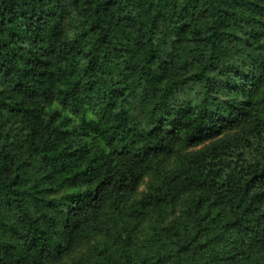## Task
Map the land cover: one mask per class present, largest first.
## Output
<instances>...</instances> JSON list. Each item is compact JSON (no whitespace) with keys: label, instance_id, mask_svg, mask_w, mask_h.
I'll list each match as a JSON object with an SVG mask.
<instances>
[{"label":"trees","instance_id":"trees-1","mask_svg":"<svg viewBox=\"0 0 264 264\" xmlns=\"http://www.w3.org/2000/svg\"><path fill=\"white\" fill-rule=\"evenodd\" d=\"M172 158L125 264H264V0H0V264L57 261Z\"/></svg>","mask_w":264,"mask_h":264},{"label":"rangeland","instance_id":"rangeland-1","mask_svg":"<svg viewBox=\"0 0 264 264\" xmlns=\"http://www.w3.org/2000/svg\"><path fill=\"white\" fill-rule=\"evenodd\" d=\"M206 144L204 143L198 148ZM195 149L197 148L187 151ZM173 163L174 158L169 159L155 173H146L135 192L125 196L120 207L115 208L111 203H108L102 209L99 217L78 237L72 248L60 259L50 264H125L123 248L119 242L122 240L128 244L127 238L132 237L135 243H138V240L148 232L151 224L158 220L169 219L178 210L179 203L175 206L156 209L142 218L127 215V205L129 206L143 192L159 183L163 173L169 170ZM224 206L213 204L212 211H217Z\"/></svg>","mask_w":264,"mask_h":264}]
</instances>
